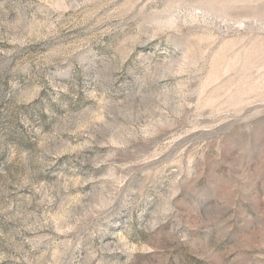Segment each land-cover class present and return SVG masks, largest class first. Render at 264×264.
Segmentation results:
<instances>
[{"label": "rangeland", "instance_id": "rangeland-1", "mask_svg": "<svg viewBox=\"0 0 264 264\" xmlns=\"http://www.w3.org/2000/svg\"><path fill=\"white\" fill-rule=\"evenodd\" d=\"M0 264H264V0H0Z\"/></svg>", "mask_w": 264, "mask_h": 264}]
</instances>
